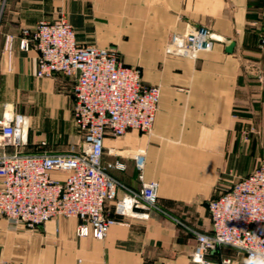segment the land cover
<instances>
[{
	"label": "crops",
	"instance_id": "1",
	"mask_svg": "<svg viewBox=\"0 0 264 264\" xmlns=\"http://www.w3.org/2000/svg\"><path fill=\"white\" fill-rule=\"evenodd\" d=\"M60 16L80 44L117 48L126 64L141 69L144 84L160 87L152 131L108 136L103 164L123 163L124 170L108 172L134 191L143 182L157 183L162 211L119 216L109 200L106 213L116 223L103 240L77 237L76 219L61 217L28 230L13 229L0 214V264H197L192 230L211 233L207 204L251 173L260 163L254 156L264 150V0H5L0 118L26 116L30 130H37L25 153L64 152L50 145L61 124L70 117L75 123L74 82L61 74L38 78L39 53L16 44L9 55L6 37ZM201 27L213 35L211 51L197 60L166 52L172 36ZM80 141L81 135L70 144ZM6 149L0 146V154L13 152ZM138 155L145 161L141 171ZM227 257L247 264L228 247L210 260Z\"/></svg>",
	"mask_w": 264,
	"mask_h": 264
},
{
	"label": "built area",
	"instance_id": "2",
	"mask_svg": "<svg viewBox=\"0 0 264 264\" xmlns=\"http://www.w3.org/2000/svg\"><path fill=\"white\" fill-rule=\"evenodd\" d=\"M16 44L22 51L39 53L38 78L61 74L73 80L74 121L81 141L62 153H25V118L11 114L0 118V146L13 149L0 154V214L7 223L13 229L37 230L53 219H76L77 237L103 240L116 223L106 213L109 200H115L119 216L147 218L149 211H162L157 183L143 182L134 191L108 172L124 170L123 163L103 164L108 136L152 131L160 88L144 84L140 70L121 63L113 49L80 44L64 16L7 36L4 50L11 55ZM213 44L210 30L201 27L172 36L167 51L195 59L211 51ZM135 160L141 171L144 156ZM53 173L64 178H54ZM207 208L211 233L192 230L197 243L193 262L238 264L228 257L210 260L220 248L228 247L238 251L247 264H264V159L209 201Z\"/></svg>",
	"mask_w": 264,
	"mask_h": 264
},
{
	"label": "rangeland",
	"instance_id": "3",
	"mask_svg": "<svg viewBox=\"0 0 264 264\" xmlns=\"http://www.w3.org/2000/svg\"><path fill=\"white\" fill-rule=\"evenodd\" d=\"M4 1L5 0H0V21H1V16H2V13H3V7H4ZM66 18V17H65ZM67 19V18H66ZM109 49H113L116 53H117V57H118V59H119V61L121 62V63H123L124 65H126V66H129V67H135V68H137V69H139L140 70V72H141V75H142V71H141V69L139 68V67H137V66H132V65H130V64H126L125 62H124V60L122 59V56H121V54H120V52L118 51V49L117 48H115V47H108ZM167 49H168V44L166 45V52L168 53V51H167ZM169 55H170V53H169ZM200 55V54H199ZM199 55H198V57H199ZM174 56V55H173ZM176 56H178V55H176ZM181 57H185V56H181ZM198 57L197 58H195V59H193V60H197L198 59ZM186 58H189V59H192V58H190V57H186ZM149 86V85H148ZM157 87H159V86H157ZM160 88V87H159ZM161 90V89H160ZM23 118H25V121H28V119H27V117L26 116H23ZM59 131L57 132V139L55 140V142L54 143H52V146L50 145V148H52V150H63V151H66L67 150V147L69 146V145H71L70 143H74L78 138L80 139V133L77 131V129H76V126H75V123L73 122V120L71 119V117H70V119L67 121V123H65V124H61L60 126H59ZM36 131L37 130H34L33 129V131H31L30 130V126L29 125H27V130H26V139H27V144L25 145V146H27L28 145V141H29V137L30 136H33V137H36ZM71 134H74V136L73 137H75L76 138V140H72V141H70L69 140V137H70V135ZM2 141V139H1V136H0V142ZM25 148V147H24ZM10 148H7L6 150H9ZM261 153H260V155L259 156H254V161H259V162H261L262 160H263V158H264V150L261 148ZM255 167V166H254ZM255 169V168H254Z\"/></svg>",
	"mask_w": 264,
	"mask_h": 264
},
{
	"label": "water",
	"instance_id": "4",
	"mask_svg": "<svg viewBox=\"0 0 264 264\" xmlns=\"http://www.w3.org/2000/svg\"><path fill=\"white\" fill-rule=\"evenodd\" d=\"M233 47H234V44H233V43H230V44L228 45L227 49H226L227 52H228V53L232 52Z\"/></svg>",
	"mask_w": 264,
	"mask_h": 264
}]
</instances>
